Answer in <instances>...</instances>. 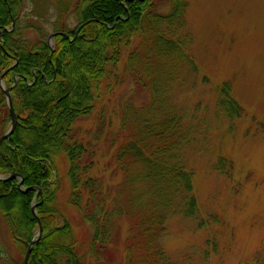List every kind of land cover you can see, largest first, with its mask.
<instances>
[{
    "label": "trees",
    "instance_id": "obj_1",
    "mask_svg": "<svg viewBox=\"0 0 264 264\" xmlns=\"http://www.w3.org/2000/svg\"><path fill=\"white\" fill-rule=\"evenodd\" d=\"M52 1L0 0V77L6 88L11 87L17 114L13 133L0 145V175H20L0 181V215L19 245L17 264H24L39 229L33 204L43 233L33 245L28 264H97L100 254L112 255L111 246L121 241L115 228V219L124 216L121 200L135 205L126 211L131 234L123 242V264H164L162 239L171 206L166 196L170 190H180V197L187 188L192 190L189 173L169 160L175 147L184 143L180 118L171 108L160 110L153 99L148 108L123 113L122 122L130 124L131 133L124 136L114 156L123 175L116 195L117 190L99 177L98 163L80 135L79 121L94 112L97 102L111 90L108 81L124 60L141 84L145 70L139 60H145L147 69L153 62L164 68L177 60L184 50L178 33L187 25L189 1L77 0L71 5L59 0L58 17L51 23L52 15L48 18L45 9L52 10ZM74 21L76 27H72ZM49 24L52 32L67 33L54 36L52 46L48 43L51 33L41 30ZM27 30H36L38 38L26 36ZM155 75L156 83L164 77L160 71L158 78ZM11 121L0 83V137ZM61 163L67 164L70 204L94 228L84 254L58 205ZM180 182L186 183L183 189ZM125 191L128 199L123 198ZM186 195L191 200L192 193Z\"/></svg>",
    "mask_w": 264,
    "mask_h": 264
},
{
    "label": "rangeland",
    "instance_id": "obj_2",
    "mask_svg": "<svg viewBox=\"0 0 264 264\" xmlns=\"http://www.w3.org/2000/svg\"><path fill=\"white\" fill-rule=\"evenodd\" d=\"M58 1H52V10L45 9L51 23L58 17ZM188 1L187 25L178 33L184 50L177 60L164 68L153 62L148 69L139 60L145 70L142 84L126 60L120 63L108 81L111 90L79 121L80 135L92 149L99 177L116 195L123 175L114 156L131 133L123 113L148 108L152 99L160 110L171 108L180 118L184 143L169 160L189 173L192 190L187 188L183 197L180 190H170L166 196L171 206L162 239L164 264H264V0ZM51 29L49 24L41 30ZM25 35L36 40L39 33L27 30ZM159 71L164 77L156 83L152 79ZM59 166L58 205L84 254L94 228L70 204L67 164ZM185 185L179 183L181 189ZM123 198L128 199L126 191ZM121 205L124 216L115 219L121 241L111 246L112 255L100 254L97 264H123V242L131 234L126 211L135 205L122 200ZM19 258V245L0 215V264H17Z\"/></svg>",
    "mask_w": 264,
    "mask_h": 264
},
{
    "label": "water",
    "instance_id": "obj_3",
    "mask_svg": "<svg viewBox=\"0 0 264 264\" xmlns=\"http://www.w3.org/2000/svg\"><path fill=\"white\" fill-rule=\"evenodd\" d=\"M80 28H81V26L78 28L76 34L79 32ZM57 34L67 35V33H65V32H53V33H51L49 35V37H48V43H49L50 46L52 45L53 37L56 36ZM2 79H3V76L0 77V83L1 84H2ZM16 81H17V79H16ZM2 88H3V90H4L5 94H6V97H7V101H8V105H9V108H10V114H11L12 121H11L10 129L5 134H3L0 137V145L3 143L4 140L10 138V136L13 133V131H14L15 127H16V124H17V114H16L15 109H14L13 99H12V95H11V87L10 88H5L2 85ZM16 176H20V175L12 174V175H10L8 177L0 176V181H6V180L12 179V178H14ZM22 184H23V179L19 182V187L20 188H21ZM32 210H33L35 216L38 218L39 229H38V232L35 235V237H33L31 242H30L29 248H28V250L26 252V255H25V258H24V264H28L30 253L32 251L33 245L42 236V233H43V226H42L41 221H40V219L38 217V214L36 212V204L32 205Z\"/></svg>",
    "mask_w": 264,
    "mask_h": 264
}]
</instances>
